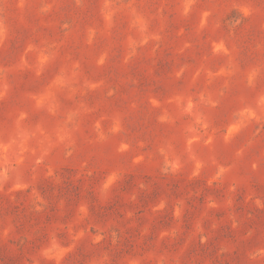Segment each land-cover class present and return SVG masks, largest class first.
Instances as JSON below:
<instances>
[{
  "label": "rangeland",
  "instance_id": "1",
  "mask_svg": "<svg viewBox=\"0 0 264 264\" xmlns=\"http://www.w3.org/2000/svg\"><path fill=\"white\" fill-rule=\"evenodd\" d=\"M0 264H264V0H0Z\"/></svg>",
  "mask_w": 264,
  "mask_h": 264
}]
</instances>
